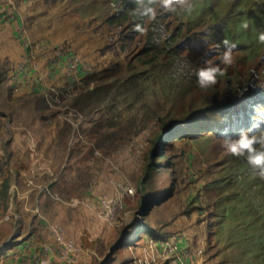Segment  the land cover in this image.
Here are the masks:
<instances>
[{"label": "rangeland", "instance_id": "1", "mask_svg": "<svg viewBox=\"0 0 264 264\" xmlns=\"http://www.w3.org/2000/svg\"><path fill=\"white\" fill-rule=\"evenodd\" d=\"M114 8L112 0H0V164L10 152L11 170L39 167L24 182L14 173L9 201L15 207L0 205L1 215L10 214L0 221V264H264V179L246 157L230 156L223 147L241 133L188 130L162 158L158 186L171 195L144 215V198L136 193L164 115H182L189 105L207 110L214 90L231 79L234 86L254 75L264 89V43L258 39L264 0H187L167 12L157 0L156 16L140 33L107 24ZM159 22L169 32L180 28L179 38L171 49L146 51V34ZM225 40L236 45L231 65L219 58ZM155 51L154 60L145 62ZM206 60L225 74L204 90L194 70ZM262 95L258 100L264 101ZM262 108H250L254 118L261 120ZM214 112L209 114L217 127ZM55 121L70 126L62 161L49 145ZM94 125L114 133L118 148L107 138L94 140ZM262 133L261 126L249 132ZM14 138L21 144L12 145ZM1 170L0 178L8 172ZM54 181L63 188L57 198L52 192L39 198L43 208L19 206L27 201L20 190ZM119 184L134 190L107 222L100 196L117 193ZM51 222L79 246L72 263L58 255ZM139 226L170 233L135 242Z\"/></svg>", "mask_w": 264, "mask_h": 264}, {"label": "trees", "instance_id": "2", "mask_svg": "<svg viewBox=\"0 0 264 264\" xmlns=\"http://www.w3.org/2000/svg\"><path fill=\"white\" fill-rule=\"evenodd\" d=\"M112 3L115 5V8L106 16L105 22L117 28H123L129 25L132 27V31L136 33L143 31L147 25V21L151 19V17L141 16L140 12H142L145 7L154 8L155 6V3L149 5L148 0H142V3L139 5L134 3L133 0H112ZM134 25H140L142 30L134 28ZM179 32L180 28L169 32L167 26L163 24V22H159V24L153 26V28L147 32L144 40V49L146 51H153L154 49L159 48L171 49L174 47L175 41L179 38ZM156 53L157 52L155 51L154 53L149 54L144 61L150 62L154 60ZM0 75H2V73H0ZM222 82L223 81L219 83ZM232 82L233 79H231V82L226 81L221 84L223 86L222 89L219 88L217 91L214 90L212 97L210 99L208 98L211 101V105L207 110H197L189 105L184 110H180L182 115H179V113H170L164 115L162 118L161 132L157 135L153 142V147L147 155L145 176L144 178H141L140 184L136 185V193L139 194V199L144 198V202H139L140 208L144 211V215H148L154 207L160 206L164 203L163 201L171 195V189L167 191V193L160 189L158 184L161 171L164 168L162 158L164 157L167 147L174 142L175 138H180L181 136L186 135L187 131L193 128L198 130H222L232 135L245 131L249 133L257 129L252 127L254 121L257 119L254 118L253 115H256L257 113H252L250 109L257 105H262L263 107L262 110L258 112V115H261V121H264V101L258 100L257 98L259 97V93H261L263 94L261 98L264 99V89L262 90L263 92L259 91L260 87L257 86V80L254 75L248 76L247 80L236 83L234 86ZM213 87H216V85ZM233 95L236 96L233 97ZM81 97H84V102L82 103L86 104L87 99L91 97V95L87 93L83 96L81 95ZM219 101L221 102L219 103ZM212 111H215L213 114L217 121L220 120L217 127L215 126L216 121L213 123L212 116L209 114ZM39 119L46 126L43 117H40ZM260 126L264 129V122H262ZM69 128V125L65 124L62 126L59 121H55V130L53 131V136H51L49 145L54 147V153L57 152L59 161H62L66 154ZM90 132L91 137L94 140L107 138L112 147L115 149L118 148V145L115 142L116 137H114V133L107 131L100 125H94ZM7 155L9 159L7 158L5 162L3 161L0 164V168L4 167L6 170V165L10 164V152ZM58 164L60 166V163ZM58 164L54 167L55 170L59 168ZM20 166L27 167V165L24 166L23 164H20ZM59 185L56 181L51 182L49 186L51 192H43V194L51 197L53 192L55 198H57L59 195L56 194V191L59 193V191L63 189L60 190L58 188ZM9 188L10 177L8 173H6L0 179V205L4 209H7L8 207L7 201L10 196ZM54 188H56L55 191L51 190ZM166 224L169 225L170 221H167ZM139 227L142 229L138 230V236L136 237V240H134L135 242L142 239L146 234L164 238L170 233L165 231L158 232V230H160L158 228L157 230H152L143 226ZM88 244L92 245L91 243Z\"/></svg>", "mask_w": 264, "mask_h": 264}, {"label": "clouds", "instance_id": "3", "mask_svg": "<svg viewBox=\"0 0 264 264\" xmlns=\"http://www.w3.org/2000/svg\"><path fill=\"white\" fill-rule=\"evenodd\" d=\"M134 3L139 5L142 0H133ZM157 3V0H148V4ZM158 3L163 6L165 12L169 10H174V6L177 4L184 5L187 0H158ZM187 11L189 14L192 13L193 7L188 6ZM135 14V10H134ZM140 15L143 17L156 16V11L153 7H145ZM247 27V24L244 25ZM134 28L142 30L140 25H134ZM259 42L264 43V32L260 33ZM225 46V51L220 54L221 63L225 65H231L233 62L232 50L236 47L235 44H230L227 40L223 41ZM225 73L220 68L219 65L206 60L205 65L194 70V75L196 77V83L201 89H208L216 85L218 82V77L223 76ZM264 122L256 119L252 125L253 128H259L260 124ZM257 145H260V150L257 149ZM223 147L226 153L234 157H246V161L252 169L258 170L255 175L264 179V133L260 135L252 134L250 135L247 131L242 132L236 139H227L223 142Z\"/></svg>", "mask_w": 264, "mask_h": 264}, {"label": "built area", "instance_id": "4", "mask_svg": "<svg viewBox=\"0 0 264 264\" xmlns=\"http://www.w3.org/2000/svg\"><path fill=\"white\" fill-rule=\"evenodd\" d=\"M0 152H2L0 150ZM1 154V153H0ZM117 193L109 195L103 194L100 196L99 212L100 216L107 222H112L116 219L119 212L124 209V196L133 193V187L119 184ZM49 190L48 184H42L39 186V190ZM76 202H72L74 205ZM10 214L0 213V221L9 219ZM51 238L55 241L58 255L66 260L68 263H72L77 257L80 249L79 246L69 237H67L64 228L54 222L48 223L47 225ZM39 264H49L48 259H43Z\"/></svg>", "mask_w": 264, "mask_h": 264}, {"label": "crops", "instance_id": "5", "mask_svg": "<svg viewBox=\"0 0 264 264\" xmlns=\"http://www.w3.org/2000/svg\"><path fill=\"white\" fill-rule=\"evenodd\" d=\"M21 78L22 77H18V80H21ZM21 86H22V84H21ZM23 87H26V85H24ZM23 90H25V89H23ZM21 142V140H16L15 138H14V140H13V142H12V145H14L15 146V144H17V143H19V144H21L20 143ZM31 165V164H30ZM29 167V166H28ZM28 167H23L22 169H20L19 171H15L14 169H12L11 170V167L9 166V164H7L6 165V168H7V170H8V172H6V173H8V175H9V177H10V188H9V193H10V195H11V193H12V190L14 189V187L16 186L15 184H14V181H13V179H12V177H13V175H15L14 173H18V176H22V177H20L21 178V181H25V179H26V176H24V175H27V173H30V171H31V168L33 167V169L32 170H35V169H38L39 170V167L37 168L36 166H30L29 167V170H28ZM1 169V168H0ZM49 169H51V168H49ZM1 179V178H0ZM28 181H30V179H28ZM23 186H24V188L25 187H28L26 184V186L24 185V183L22 184ZM21 185V186H22ZM40 185H42V184H39V186ZM39 186H36V187H28V188H32V189H30L29 191H26V192H23V191H21L20 190V192H21V194H25L24 196V198H26V202H20V205L19 206H22L23 204H24V207L26 208V206H29L31 203L33 204V205H35V207H38V208H40V207H42L43 208V206H44V202H40L39 201V198L41 197V196H46V194H43V191L42 190H38L39 189ZM37 187H38V189H37ZM50 189V188H49ZM18 193H19V190H18ZM9 198H10V196H9ZM9 198H8V201H7V205H8V207H7V209L6 210H11L12 208H14L15 207V205H13V203L12 202H10L9 201ZM40 206V207H39ZM0 213H1V211H0ZM148 236V235H147ZM150 236V235H149ZM151 237V236H150ZM27 238H29V237H27ZM138 243H140V242H137L136 244H138ZM144 248V247H143ZM146 249H147V253H146V255H148L149 253H150V251H149V247L148 246H146ZM171 263H174L175 264V262L173 261V260H171Z\"/></svg>", "mask_w": 264, "mask_h": 264}]
</instances>
